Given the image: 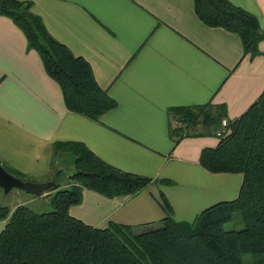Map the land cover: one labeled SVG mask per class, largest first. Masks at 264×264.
Wrapping results in <instances>:
<instances>
[{"label": "crops", "instance_id": "0c3cea01", "mask_svg": "<svg viewBox=\"0 0 264 264\" xmlns=\"http://www.w3.org/2000/svg\"><path fill=\"white\" fill-rule=\"evenodd\" d=\"M21 1L31 3L50 36L86 60L116 105L98 120L69 111L21 29L0 16L1 165L26 180L64 184L74 172L65 144L73 142L149 178L124 201L83 189L70 215L101 229L110 222L135 231L155 227L164 205L174 220L191 222L237 197L242 174L211 173L199 164L202 150L218 143L214 132L199 135L198 120L180 118L177 125L175 119L197 108H212L228 121L243 115L264 90V39L259 54L243 53L237 34L196 17L193 0ZM228 1L252 13L264 31V0ZM13 197L10 211L35 201L17 190Z\"/></svg>", "mask_w": 264, "mask_h": 264}, {"label": "trees", "instance_id": "16d2710c", "mask_svg": "<svg viewBox=\"0 0 264 264\" xmlns=\"http://www.w3.org/2000/svg\"><path fill=\"white\" fill-rule=\"evenodd\" d=\"M193 9L206 25L237 34L243 53L259 54L264 31L250 12L228 0H193ZM0 16L21 29L27 48L37 52L59 85L69 111L98 120L115 107L86 60L50 36L30 2L0 0ZM180 118L191 124L201 120L199 135L215 133L221 119L206 108L184 111L175 119L177 125ZM218 139L216 146L202 150L199 164L211 173L242 174L237 197L216 203L191 222L174 220L164 205L161 222L141 231L113 222L103 229L91 227L70 215V207L81 203L83 189L124 201L151 181L106 163L81 143L65 144L74 155V172L66 177L69 186L56 183L48 212L26 205L10 211L0 205V220H6L0 230V264H243V253L250 254L252 264H264V90L243 115L228 121ZM234 213L240 214L242 227L227 229Z\"/></svg>", "mask_w": 264, "mask_h": 264}, {"label": "rangeland", "instance_id": "374dc122", "mask_svg": "<svg viewBox=\"0 0 264 264\" xmlns=\"http://www.w3.org/2000/svg\"><path fill=\"white\" fill-rule=\"evenodd\" d=\"M206 109H208V108H206ZM209 111L212 112V108ZM199 118H201V117H199ZM201 120H202V118H201ZM201 120H200V124H202ZM200 124L198 126H200ZM66 180H67V182L62 184V186L71 184L70 180H68V179H66ZM52 190L53 189L45 192L44 198H38V196L37 197L32 196V197H35L34 198L35 201L27 203L26 206L28 208H30L31 210L37 212V213L48 212L51 209V207L49 206V198L51 196ZM14 191H16V190L12 189L8 193L4 194L3 191L0 189V205L2 207H5L9 210L14 205V203L16 202L14 197H13ZM17 191H19L20 193H25V192L20 191V190H17ZM232 216H233V219L230 223L228 222L225 225L226 228L227 229H234V230L240 229L242 227V220H241L240 214L234 213ZM242 258H243V264H252V259H251V256L249 253H243Z\"/></svg>", "mask_w": 264, "mask_h": 264}, {"label": "water", "instance_id": "95a60500", "mask_svg": "<svg viewBox=\"0 0 264 264\" xmlns=\"http://www.w3.org/2000/svg\"><path fill=\"white\" fill-rule=\"evenodd\" d=\"M55 185L56 182L52 180L35 182L15 177L9 174L0 164V188L4 194L15 189L37 197L53 189Z\"/></svg>", "mask_w": 264, "mask_h": 264}, {"label": "built area", "instance_id": "2783aa9c", "mask_svg": "<svg viewBox=\"0 0 264 264\" xmlns=\"http://www.w3.org/2000/svg\"><path fill=\"white\" fill-rule=\"evenodd\" d=\"M227 124H228V120L226 119V117L220 119L219 127L216 128L215 133H214L216 137L219 138L222 134L225 133Z\"/></svg>", "mask_w": 264, "mask_h": 264}]
</instances>
